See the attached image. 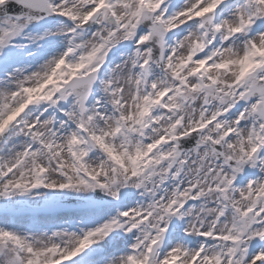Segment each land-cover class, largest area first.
<instances>
[{"label": "snow or ice", "instance_id": "1", "mask_svg": "<svg viewBox=\"0 0 264 264\" xmlns=\"http://www.w3.org/2000/svg\"><path fill=\"white\" fill-rule=\"evenodd\" d=\"M0 264H264V0H0Z\"/></svg>", "mask_w": 264, "mask_h": 264}]
</instances>
